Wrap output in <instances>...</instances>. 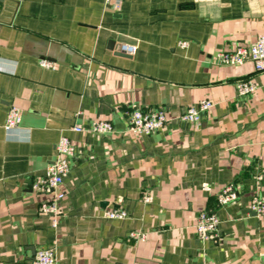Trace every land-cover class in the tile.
<instances>
[{"label":"crops","instance_id":"0c3cea01","mask_svg":"<svg viewBox=\"0 0 264 264\" xmlns=\"http://www.w3.org/2000/svg\"><path fill=\"white\" fill-rule=\"evenodd\" d=\"M260 34L264 0H124L118 10L103 0H0V264H32L50 247L56 264H264V218L247 208L253 196L264 201V71L214 60ZM121 44L136 53L121 55ZM242 79L253 96L237 95ZM202 100L213 106L198 126L176 120ZM10 106L21 123L6 132ZM132 106L164 109L169 121L132 135ZM94 120L114 133L71 131ZM61 136L74 157L53 228L38 213L49 197L31 184ZM229 185L237 199L220 206ZM109 210L126 216L105 218ZM200 213L217 218L218 240H198Z\"/></svg>","mask_w":264,"mask_h":264},{"label":"built area","instance_id":"2783aa9c","mask_svg":"<svg viewBox=\"0 0 264 264\" xmlns=\"http://www.w3.org/2000/svg\"><path fill=\"white\" fill-rule=\"evenodd\" d=\"M124 0H103L104 4L113 10H118ZM188 42L179 41L177 46L181 49L186 48ZM137 47L129 44L119 45V52L132 56L136 53ZM218 65L238 67L250 62L254 66L256 72L264 71V34L258 35L254 41L248 44L235 43L221 52H217L214 57ZM40 66L46 69H54V64L41 60ZM256 86L250 79H242L236 82V91L239 97L253 96ZM212 103L209 100H202L198 104L187 108L185 112L179 115L176 120L198 126L202 121V115L206 114L211 108ZM125 121L127 132L135 136H149L162 130L169 119L164 109H147L142 110L130 107L125 112ZM21 111L15 106H10L6 115L4 130L10 132L20 128ZM71 131L89 132L97 136H107L114 133L113 124L107 120H94L90 127L82 128L74 126ZM74 157V145L64 136H61L55 145V159L44 170L42 176L36 177L31 189L37 194L48 196L49 199L39 204L38 213L51 219V225L56 228L59 219L58 204L64 198L65 193L62 190L63 179L71 170L70 160ZM237 192L233 190V186L224 187L217 194V204L226 205L237 199ZM143 202L148 203L150 197L145 195ZM248 210L257 218H264V201L257 196H253L247 206ZM123 211L109 210L104 213V217L108 219H123L125 217ZM218 220L213 214L200 213L194 219V231L198 240L207 242L219 239L218 236ZM132 240L144 241L146 234L133 232L129 235ZM32 264H56L55 249L53 247L46 248L36 252Z\"/></svg>","mask_w":264,"mask_h":264},{"label":"water","instance_id":"95a60500","mask_svg":"<svg viewBox=\"0 0 264 264\" xmlns=\"http://www.w3.org/2000/svg\"><path fill=\"white\" fill-rule=\"evenodd\" d=\"M121 55H126V54L121 53Z\"/></svg>","mask_w":264,"mask_h":264}]
</instances>
